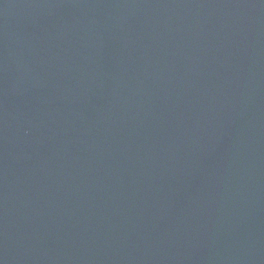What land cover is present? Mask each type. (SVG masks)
<instances>
[{
  "label": "water",
  "instance_id": "water-1",
  "mask_svg": "<svg viewBox=\"0 0 264 264\" xmlns=\"http://www.w3.org/2000/svg\"><path fill=\"white\" fill-rule=\"evenodd\" d=\"M0 264H264V0H0Z\"/></svg>",
  "mask_w": 264,
  "mask_h": 264
}]
</instances>
